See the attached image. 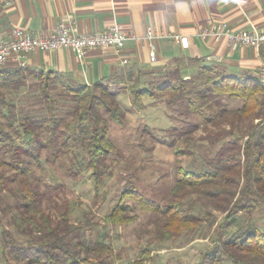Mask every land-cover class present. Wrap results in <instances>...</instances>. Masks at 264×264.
Returning <instances> with one entry per match:
<instances>
[{"label":"rangeland","instance_id":"obj_1","mask_svg":"<svg viewBox=\"0 0 264 264\" xmlns=\"http://www.w3.org/2000/svg\"><path fill=\"white\" fill-rule=\"evenodd\" d=\"M40 78L35 74L24 78L11 76L0 83V97L5 96L3 98L13 104L10 109L13 112L5 109L6 114L0 115L5 130L14 138L5 142L27 147L37 156V161H34L23 153L21 158L27 160V164L17 167L10 159V153L0 148V264H40L32 262L36 250L28 248L32 237L25 233L29 227L20 221V192L24 185L35 187L40 192L44 210H52L54 198L57 204H69V221L78 225L68 236L71 244L76 239L86 248L95 240L110 243L113 252L104 258V264H211V258L205 259V254L211 255L216 249L215 254L224 257L220 244L229 235L253 228L264 231V201L255 208L237 211L232 221H226L224 196L232 192L239 194L244 184L241 178H235L233 182L216 178L213 185L219 187L217 196L195 190L187 192L181 204L184 212L196 217V224L192 229L171 232L168 237L160 230L163 214L143 208L129 197L125 202L129 213L133 214L131 221L123 224L105 220V215L118 201L127 184H134L144 196L159 205L169 198L175 185L177 165L196 172L214 169V157L220 143L212 146L201 138L204 128L214 127L193 111L183 114L179 113L177 106L166 105L167 94L132 102L128 91L119 90L130 86V83L101 82L100 86L112 91L124 109L126 121L123 126L109 122V136L115 149L109 154L101 182L96 188L90 169L84 168L76 175L69 173L67 168L72 163L71 156L68 152L59 151V144L51 143L48 130H39L45 143L40 149L33 139L15 132L14 126L27 114H38L45 125H51L46 114L47 105L39 92ZM139 86L145 87V81ZM57 99L66 109L62 98ZM241 104L239 98L223 96L218 107L226 109L218 118L220 127L232 132L225 138L240 144L247 139L250 123H259L258 127L264 124V119L259 122L258 118L240 115L237 109ZM261 133H264V128ZM175 145H179L185 153L173 152ZM225 173L235 175L228 168ZM52 211L57 216V210ZM8 239L23 246L27 256L12 248ZM63 260L60 256L59 264H66ZM221 264L232 263L225 258Z\"/></svg>","mask_w":264,"mask_h":264},{"label":"trees","instance_id":"obj_2","mask_svg":"<svg viewBox=\"0 0 264 264\" xmlns=\"http://www.w3.org/2000/svg\"><path fill=\"white\" fill-rule=\"evenodd\" d=\"M201 59L200 57L175 58L165 67L153 61L144 71H138L132 74L133 77L130 76L117 83L131 84L119 90L128 91L132 102L142 98L155 99L157 96L167 94L166 105L177 106L179 113L183 114L193 111L207 123L210 122L214 129L204 128L205 132L201 138L212 146L220 143L214 157L216 160L214 169L196 172L177 165L175 185L170 191L169 198L159 205L158 202L144 196L134 184H127L120 192L118 201L105 215V220L123 224L131 221L133 214L129 213L125 202L129 197L139 203V206L163 214L160 230L165 236L168 237L175 231L180 232L184 228L192 229L196 224V217L184 212L182 198L190 190L217 196L220 192L219 187L213 185L216 178L227 182L236 181L235 178L244 180L238 195L232 192L231 197L230 194L224 196L226 200L224 208L227 209L226 221H232L233 214L237 211L255 208L259 202L264 201V133H261L264 124L258 127L259 123H250L247 128V139L240 144L234 139L225 138L232 132L222 129L218 121L220 113L226 110L223 107L218 108L223 96L241 99L242 104L237 109L238 113L243 117L258 118L259 122L262 121L264 85L260 83L258 77L248 74L238 76L234 72H225L218 65ZM12 74L15 78L25 77L18 69ZM35 75L41 77L39 92L47 105L46 114L51 125H45L44 120L38 118V114H27L14 126L15 132L19 136L33 139L40 149L45 143L39 130H48L51 143L59 144L58 150L68 152L71 156L72 163L67 168L69 173L76 175L84 168L90 169L93 184L97 188L102 179L103 167L110 157L109 154L115 149L109 136V122L123 126L126 121L124 109L117 102L112 91L100 86L101 82L93 86L85 83L73 84L54 71H44ZM142 81H145V87L139 86ZM12 83L17 84L15 81ZM3 97L5 96L0 97V115H5L4 110L10 111L13 105ZM57 97L62 98L66 109L59 104ZM45 117L42 118L46 119ZM10 120L12 121V118ZM13 139L0 120V148L10 153L12 162L17 167H25L27 160L21 158L23 153L37 161L36 154L27 147L5 142ZM173 150L178 154L185 153L179 145H175ZM226 168L233 170L235 175H227ZM21 189L20 221L29 227L26 232L24 229L21 230L32 237L28 244V248L36 250L32 262L59 264L58 259L62 256L66 264L105 263L104 258L113 252L110 243L95 240L89 248L84 247L78 239L74 244L70 243L68 236L77 229L78 225L69 221V204L66 202L57 204L55 198L52 199L54 201L51 209L57 210L56 216L52 210L42 209V196L35 187L24 185ZM7 241L16 251L27 256L23 246L17 245L11 239ZM220 246L224 257L220 254L216 255V249L211 255L205 254V259L211 258V264H221L225 258L232 264H264V231L258 228L240 234H231Z\"/></svg>","mask_w":264,"mask_h":264},{"label":"crops","instance_id":"obj_3","mask_svg":"<svg viewBox=\"0 0 264 264\" xmlns=\"http://www.w3.org/2000/svg\"><path fill=\"white\" fill-rule=\"evenodd\" d=\"M207 19L225 22L231 31L256 28L264 30V0H10L0 2V29L4 36L13 27L30 34L47 35L58 24L72 23L79 32H100L113 23L131 38L121 49L89 48L78 56L72 50H32L26 63L19 66L8 58L0 66V80L13 76L14 70L23 75L44 71L59 73L69 83L93 85L104 81H123L144 71L150 46L156 52V64L165 67L175 58L200 57L218 65L225 72L238 76L258 77L263 51L247 46L230 48L225 37L201 38L196 33L207 25ZM161 34L152 39L146 32ZM169 33L183 37L175 42ZM7 80V78H6ZM1 83V81H0Z\"/></svg>","mask_w":264,"mask_h":264},{"label":"built area","instance_id":"obj_4","mask_svg":"<svg viewBox=\"0 0 264 264\" xmlns=\"http://www.w3.org/2000/svg\"><path fill=\"white\" fill-rule=\"evenodd\" d=\"M10 0H0V2H8ZM207 25L199 27L196 33L201 38L213 37L220 39L225 37L230 48L238 46H247L256 52L263 51V60L257 70L259 80L264 85V30L256 28L241 29L231 31L225 22H215L207 19ZM161 34L148 30L146 38L154 39ZM169 37L175 42H182L183 37L176 33H169ZM131 38L118 24L113 23L107 30L100 32H79L77 27L72 23L58 24L53 32L43 34H30L24 29L13 27L10 34L4 36L0 29V66L8 58L17 61L19 66L26 63L27 53L32 50H52L58 48H66L72 50L78 56L83 55L89 48L93 47H111L113 50L121 49L127 39ZM148 62L156 60V52L152 46L147 52Z\"/></svg>","mask_w":264,"mask_h":264}]
</instances>
